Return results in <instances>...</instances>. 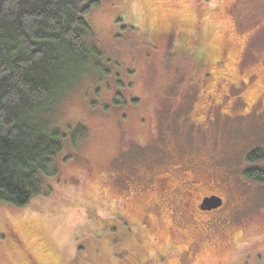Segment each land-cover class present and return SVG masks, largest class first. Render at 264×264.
Segmentation results:
<instances>
[{
    "label": "rangeland",
    "instance_id": "obj_1",
    "mask_svg": "<svg viewBox=\"0 0 264 264\" xmlns=\"http://www.w3.org/2000/svg\"><path fill=\"white\" fill-rule=\"evenodd\" d=\"M86 19L101 54L43 114L65 134L44 193L0 202V264H264V184L244 175L264 167L247 161L264 149V0H100ZM171 164L197 176L188 208L185 177L157 179ZM165 182L178 216L152 208ZM210 193L225 207L190 217Z\"/></svg>",
    "mask_w": 264,
    "mask_h": 264
},
{
    "label": "trees",
    "instance_id": "obj_2",
    "mask_svg": "<svg viewBox=\"0 0 264 264\" xmlns=\"http://www.w3.org/2000/svg\"><path fill=\"white\" fill-rule=\"evenodd\" d=\"M99 5L100 0H0V202L29 205L44 193L43 175L57 172L54 159L64 149L65 134L42 117L100 56L99 47L86 41V15ZM115 101L125 103L119 95ZM73 135L76 143L86 127L78 124ZM247 161H264V149ZM244 175L264 184V167ZM31 257L30 264H43Z\"/></svg>",
    "mask_w": 264,
    "mask_h": 264
},
{
    "label": "flooded vegetation",
    "instance_id": "obj_3",
    "mask_svg": "<svg viewBox=\"0 0 264 264\" xmlns=\"http://www.w3.org/2000/svg\"><path fill=\"white\" fill-rule=\"evenodd\" d=\"M261 80H260V85H258V87L263 85V81H261ZM250 99H252V102H257V100H258L257 96H255V98H254L252 95L250 96ZM165 167L166 168H164L163 171L167 170L169 172V175H167V177H163L162 176V177H159L157 179L159 181H167L170 178H172L173 180H175V178H178V181H179V180H181V178H180L181 176L185 177L186 182L188 184L186 187H188V188L187 189L185 188V191H183V192H186V196H183L184 202H183V200H182V202L186 205V208H188L190 206V200L192 199V194H193L192 185L196 182L195 178L197 176L194 174V172L192 170H189V173L186 174L184 172L185 169H183L180 166L174 165V164H171V165H168V166H165ZM180 172L182 173V175H180ZM174 173H178V174H176L177 177L172 175ZM143 176H146V179L144 180V184H139V186H141L140 187V191H143V193H145L149 188H151V189H152V187L154 188V185H152L153 182L151 181V179H150V181L152 183L149 182V179L147 178V174H144ZM134 179H136V178H134ZM156 183H157V181H156ZM160 183H157V184H160ZM165 184L167 186H165V185L161 186L160 185V187H159L160 189L157 188L158 190H160L161 193H160V196L157 198V200H156V202H155V204H154V206L152 208L155 207V209L158 212H161L162 210H164V209L166 210L167 208H169V211L171 210L170 211L171 214H175L176 216H178L177 214H178L179 208H178L177 205H179V206H181V205L177 201V194L179 193V191H177L178 189L176 187L177 183L173 184V185H169L168 182H165ZM131 195H133V197H135V193H133ZM212 195H218V196L222 197L223 205L221 207L217 208V209H212V210L202 209L201 206L203 204L204 198H206L208 196H212ZM168 204H169V207H168ZM173 204H174V206H173ZM225 204H226V200H225V197L222 194H219V193L206 194V195H203L202 197L199 198V202L198 203H196L195 205H192L193 209H191V210L194 213L193 214H188V215L190 217H193L197 210L202 212V213L213 214L215 212H218V211L222 210L225 207ZM175 207H177L178 210ZM194 207H195V210H194ZM153 215L154 214L148 215V218H151Z\"/></svg>",
    "mask_w": 264,
    "mask_h": 264
},
{
    "label": "water",
    "instance_id": "obj_4",
    "mask_svg": "<svg viewBox=\"0 0 264 264\" xmlns=\"http://www.w3.org/2000/svg\"><path fill=\"white\" fill-rule=\"evenodd\" d=\"M222 205H223L222 197L218 195H212L204 198L201 208L205 210H212V209H217Z\"/></svg>",
    "mask_w": 264,
    "mask_h": 264
}]
</instances>
